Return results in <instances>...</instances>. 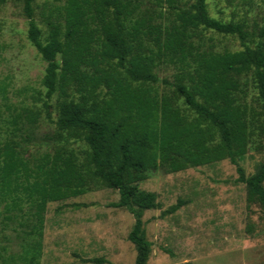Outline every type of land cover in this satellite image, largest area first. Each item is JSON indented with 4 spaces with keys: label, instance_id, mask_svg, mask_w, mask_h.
<instances>
[{
    "label": "trees",
    "instance_id": "trees-1",
    "mask_svg": "<svg viewBox=\"0 0 264 264\" xmlns=\"http://www.w3.org/2000/svg\"><path fill=\"white\" fill-rule=\"evenodd\" d=\"M17 1L28 40L46 63L44 108L10 113L11 136L0 140V206L5 213L33 209L28 264H38L41 255L47 205L85 195L93 182L117 190L119 201L112 206L133 215L128 239L137 252L135 264H147L153 249L144 213L160 209L158 195L140 184L161 168L179 173L230 160L248 204L264 214V161L250 176L241 165L254 137L264 142V27L256 33L246 22L213 18L207 0L189 6L167 0L166 11L162 0H63L64 22L47 20L43 37L36 0ZM205 30L234 36L243 49L208 48ZM161 67L175 71L173 81L159 78ZM44 119L54 130L38 137ZM29 141H55V150L32 161L26 157ZM74 142L87 145L84 158Z\"/></svg>",
    "mask_w": 264,
    "mask_h": 264
},
{
    "label": "rangeland",
    "instance_id": "rangeland-1",
    "mask_svg": "<svg viewBox=\"0 0 264 264\" xmlns=\"http://www.w3.org/2000/svg\"><path fill=\"white\" fill-rule=\"evenodd\" d=\"M162 1V8L168 10V1ZM179 1L189 6L195 0ZM63 3V0H36L35 17L43 37L48 34L47 20L64 22L60 13ZM207 3L213 18L246 22L256 33L264 27V0H207ZM202 33L208 48L243 49L234 36L211 30ZM45 68L46 63L28 40L22 2L9 0L0 6V140L11 136V125L7 123L10 113L25 107L44 108ZM158 71L161 80L173 81L175 71L171 67ZM167 88L160 83L161 93ZM58 98L54 95L50 101L54 120ZM180 106L188 111L182 101ZM53 130L54 124L44 119L38 137L51 135ZM255 139L241 162L248 176L264 161V142L259 137ZM54 142L38 145L29 141L26 157L33 161L46 152L52 154ZM72 147L84 158L87 149L84 142H74ZM238 177L237 167L230 160L179 173H167L162 168L151 172L140 188L158 195L160 209L146 211L143 217L147 238L153 244L147 264H264V214L257 204H248L246 186L238 182ZM118 201L117 190L93 182L85 195L49 203L37 263L135 264L137 252L128 239L135 219L126 209L112 206ZM179 202L181 207L176 212L167 213ZM78 204L84 206L77 207ZM31 210L25 205L23 210L5 213L0 206V264L29 263L33 254V235L28 233L32 230Z\"/></svg>",
    "mask_w": 264,
    "mask_h": 264
}]
</instances>
